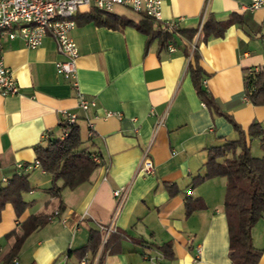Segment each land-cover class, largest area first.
<instances>
[{
  "label": "crops",
  "instance_id": "0c3cea01",
  "mask_svg": "<svg viewBox=\"0 0 264 264\" xmlns=\"http://www.w3.org/2000/svg\"><path fill=\"white\" fill-rule=\"evenodd\" d=\"M251 1L163 0L162 19L181 18L176 32L163 31L166 39L151 18L150 33L139 30L144 16L131 8L114 5L98 13L93 5L82 6L70 31L78 49L76 88L56 74L61 55L51 37L27 48L20 38L3 36V61L18 93L0 95V179L16 172L17 164L30 166V191L23 194L28 206L22 213L16 216L11 204L1 211L0 262L14 241L6 234L19 231L28 216L44 215L47 222L26 237L13 264H232L226 179L192 182L206 172L207 149L237 140L238 133L200 99L188 65L194 45L202 89L245 132L252 123L263 127L264 105L251 104L244 93V75L264 64V7L249 10ZM208 16L235 20L221 37L203 39L199 32ZM191 30L190 38L184 35ZM78 93L95 102L88 112L78 108ZM64 111L76 113L79 133L83 121L81 148L100 163L86 182L60 191L64 209L54 216L59 198L46 191L52 175L31 164L38 159L36 147L62 139ZM260 140L251 138V152ZM144 156L151 174L138 171ZM120 188L126 189L122 198L113 194ZM187 197L205 207L187 215ZM108 227L115 230L106 233ZM91 229L98 230L100 244L81 254ZM250 235L261 251L257 264H264V215ZM164 243L167 254L157 249Z\"/></svg>",
  "mask_w": 264,
  "mask_h": 264
},
{
  "label": "trees",
  "instance_id": "16d2710c",
  "mask_svg": "<svg viewBox=\"0 0 264 264\" xmlns=\"http://www.w3.org/2000/svg\"><path fill=\"white\" fill-rule=\"evenodd\" d=\"M97 12L102 13L103 11L98 10ZM234 20V18H230L226 21H216L208 16L202 25L199 36L202 34L203 39L209 36L221 37ZM136 26L142 32L150 33L149 17L144 16V20ZM157 33L164 35L163 37L166 39V34L163 31ZM183 33L190 38L195 34V31ZM188 68L200 99L212 111L224 115L238 133L237 140L227 141L220 146L207 149L206 172L204 175L194 178L192 185H198L217 176L225 177L223 204L228 224L229 258L232 264H257L261 251L252 246L250 231L258 219L264 215V131L257 123L250 124L246 132L242 130L231 116L221 111L212 96L202 89L200 84L202 69L198 64L195 48L192 51ZM244 93L251 104L264 105V64L257 72L244 75ZM256 135L261 137L262 155L259 157L252 154L250 147L251 138ZM81 144L79 127L75 123L70 127V132L66 137L51 140L47 142L46 146L35 148L41 169L52 175V184L46 191L59 198L58 212L64 209L60 191L63 188L74 189L86 182L97 167V164L91 159L92 153L81 148ZM58 180H62L60 186L56 184ZM166 187L170 193H173L172 185H166ZM29 191V172H14L5 183L0 180V214L6 204L12 205L16 216L22 213L28 206V203L23 199V194ZM204 207L205 205L199 199H197V203H193L189 197L185 200L187 215H190L195 209ZM46 222L47 218L44 215H30L21 223L19 231L14 230L6 234V236H13L14 241L0 264H13L26 237ZM100 241L98 230L91 229L87 244L78 251L81 254L86 251L94 253ZM157 249L167 254L166 250H170V245L164 243L157 246Z\"/></svg>",
  "mask_w": 264,
  "mask_h": 264
},
{
  "label": "built area",
  "instance_id": "2783aa9c",
  "mask_svg": "<svg viewBox=\"0 0 264 264\" xmlns=\"http://www.w3.org/2000/svg\"><path fill=\"white\" fill-rule=\"evenodd\" d=\"M163 0H0V95H14L18 93V84L11 70L5 65L2 56L1 40L5 34L13 40L20 38L27 48H36L39 46L45 36L53 39L61 59L55 62L56 74L64 80L70 82L72 87H77L76 60L78 49L75 41L70 35L75 22L73 17L76 11L82 6H94L100 10L110 11L114 5H121L131 8L135 12L142 14L159 22L160 29L165 33L172 34L178 30L179 21L163 20L161 15ZM264 7V0H252L246 8L254 10ZM194 45L192 46V50ZM173 50V49H172ZM257 72L251 70L247 74ZM248 100L247 97H245ZM95 102L86 100L78 93V108L88 112ZM114 115L113 112H107V116ZM77 122V115L71 111H64L63 118L60 120L62 127V138L70 132V127ZM162 118L158 120V125ZM264 131V124L262 127ZM92 131H88L91 135ZM93 162L99 164L100 159L96 154L91 155ZM32 167H40V162L35 159ZM30 166L22 164L16 165V172H26ZM144 174L153 173V165L147 156H144L138 169ZM1 182L5 183L6 178L2 177ZM126 189H116L114 196L122 198ZM59 214L54 212V216ZM83 219L81 216L80 220ZM62 224L67 223V218L60 219ZM77 227L75 224L74 228ZM114 228L108 227L106 233L114 231ZM16 262V259L13 260Z\"/></svg>",
  "mask_w": 264,
  "mask_h": 264
},
{
  "label": "rangeland",
  "instance_id": "374dc122",
  "mask_svg": "<svg viewBox=\"0 0 264 264\" xmlns=\"http://www.w3.org/2000/svg\"><path fill=\"white\" fill-rule=\"evenodd\" d=\"M78 123H79V126H80V134H81V137H85V135H86V131H85V125H84V123H83V121H79L78 120ZM60 134V133H59ZM256 143V142H255ZM258 143V142H257ZM254 145V144H253ZM258 150H256V148H253V155H255V156H259V155H262V150H261V148L259 147V144H258ZM256 151V152H255Z\"/></svg>",
  "mask_w": 264,
  "mask_h": 264
}]
</instances>
